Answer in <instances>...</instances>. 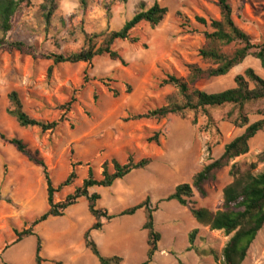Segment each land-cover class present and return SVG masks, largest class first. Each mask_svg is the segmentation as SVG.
<instances>
[{
  "label": "rangeland",
  "instance_id": "obj_1",
  "mask_svg": "<svg viewBox=\"0 0 264 264\" xmlns=\"http://www.w3.org/2000/svg\"><path fill=\"white\" fill-rule=\"evenodd\" d=\"M14 17L13 29L7 35L10 43L22 42L32 47L36 57L0 48V131L9 138L23 140L30 151L39 153L56 186L68 177L72 157L90 163L100 177L104 161L117 159L124 163L129 155L137 160L151 158L152 164L136 171L110 189H95L102 197L99 207L110 215H119L151 198L155 206L174 193L177 186L192 184L194 177L212 161L218 160L225 147L245 132L237 125L240 112L234 106L212 109L211 123L203 112H188L161 121L126 122L131 114L161 107L173 88H160L166 74L187 77V66L199 64L207 29L197 18L220 19L219 0H89L83 8L79 0H59V8L50 22L42 6L46 0H29ZM233 19L256 44H264V0H228ZM159 4L168 9L164 22L156 28L140 25L133 37L138 44L118 42L124 64L108 57L87 64L54 65L44 56L80 51L86 35L119 31L142 9ZM182 16V18L179 16ZM53 68L50 74V69ZM253 69L264 78V70L254 57H248L228 75L197 84L209 93H220L236 86L238 75ZM86 74H88L86 76ZM89 83L81 90L86 78ZM111 78L120 91L114 98L101 83ZM132 92H126V85ZM17 92L25 112L33 119L58 121L73 97L77 103L66 114V121L53 133L38 128H21L9 116V96ZM99 95L95 103L94 94ZM245 113L250 124L264 120V101L249 104ZM162 133L160 145L148 143ZM264 152V131L250 141V152L235 159L221 170L216 180L207 184V197L196 191L188 207L176 202L162 203L155 214V226L162 235L153 264H224L222 252L230 240L224 232L212 231L199 224L193 209L217 212L224 203V189L234 181L231 167L244 170L257 164L255 173L264 172L259 156ZM87 168L78 170L80 187ZM75 187L58 196L64 200ZM49 211L47 187L41 167L30 162L0 139V264H36L37 238L16 242L15 231H21ZM145 211L132 217H118L93 231L91 238L105 257H120L121 264H143L149 251L148 232L144 230ZM95 223L83 199L69 209L65 217L51 219L38 226L35 233L43 242L44 264H99L86 248L85 234ZM198 234L193 245L191 234ZM244 264H264V229L259 233Z\"/></svg>",
  "mask_w": 264,
  "mask_h": 264
},
{
  "label": "trees",
  "instance_id": "obj_2",
  "mask_svg": "<svg viewBox=\"0 0 264 264\" xmlns=\"http://www.w3.org/2000/svg\"><path fill=\"white\" fill-rule=\"evenodd\" d=\"M79 1L83 8H88L89 0ZM120 1L126 3L128 0ZM24 3H30V1L0 0V48L36 57L32 47L22 42L10 43L6 39L13 29L14 17ZM218 5L219 20L197 18L198 23L207 29L204 33L205 45L199 53L202 63L206 67L204 68L199 64L188 65L187 77H181L176 73L166 74L160 80L159 87H170L174 91L165 97L164 104L144 113L131 114L126 122L161 121L170 116H183L188 112H203L212 123L213 118L210 110L232 105L240 112V117L236 123L240 128H245V132L225 147L224 154L218 160L212 161L198 173L192 184L177 186L173 194L160 200L155 206L151 198L148 197L144 202L124 210L117 216L110 215L107 210L99 207L101 195L92 193V190L95 189H110L118 181L124 180L132 173L145 170L152 164L151 158L137 160L134 155H129L124 163L115 158L106 160L101 166L100 177H97L95 169L90 163L76 161L72 157L71 171L68 177L56 186L47 165L40 159L38 152H31L23 140L9 138L0 131L1 140L13 146L18 153L43 170L49 211L34 221L31 226L25 227L21 231H15L16 244L27 238H37L36 264H44L46 260L42 256L43 242L35 233V229L51 219L65 217L66 212L77 206L83 199L88 202L89 212L95 220L93 226L85 234V244L86 248L99 261V264H121L123 260L117 256H103L98 245L91 238V233L101 231L105 222L110 223L118 217H132L140 211H145L146 214L144 230L148 232L149 245L147 260L143 264H153L162 240V235L155 226V214L159 210V205L176 202L182 207H188L190 200L194 197V191L202 198H206L207 184L214 182L217 174L227 168L232 161L250 152V141L264 131V120L250 124L245 110L249 104L264 101V78L253 69H248L243 75L236 77V86L232 89L209 94L197 88V84L201 81L228 75L250 56L258 60L264 70V44L254 43L252 38L236 25L233 19V8L228 0H219ZM58 8L59 0H46L42 9L47 12L45 18L48 22ZM167 15L168 9L156 4L148 10L142 9L131 20L127 21L119 31L86 35L84 46L80 51L67 55L52 54L43 58L52 60L54 65L83 63L92 66L94 61L100 57H108L112 61H119L124 64L121 54L115 50L116 43L129 41L132 44H138L140 39L133 37V32L142 24L156 28L164 22ZM179 16L182 18L180 14ZM52 70L53 68L50 69V74ZM113 82L111 78L101 80L109 93L114 98H118L120 91L112 86ZM88 83L89 77L86 78L81 90ZM126 92L128 94L132 92V87L128 84L126 85ZM9 100L11 103L8 111L9 116L14 118L21 128H38L42 133L57 131L65 123L66 114L72 111V107L78 101L77 97H73L63 107L65 113L58 121L46 123L31 118L25 112L22 99L17 92L11 93ZM94 101L95 103L99 101L97 93L94 94ZM161 137L162 133H156L147 141L150 144L160 145ZM259 162L264 163V152L259 156ZM80 168L88 169L87 177L80 187H75L79 180L78 170ZM256 169L257 164H251L244 170L240 165L234 164L230 171L234 181L224 189L222 209L217 212H211L204 208L192 210V215L199 224L209 227L212 231L224 232L226 236L230 237L222 252L224 264H244L259 233L264 229V172L255 173ZM73 187H75L73 193L64 200H58L59 195ZM197 234L198 231L195 230L190 236L191 249H193Z\"/></svg>",
  "mask_w": 264,
  "mask_h": 264
}]
</instances>
